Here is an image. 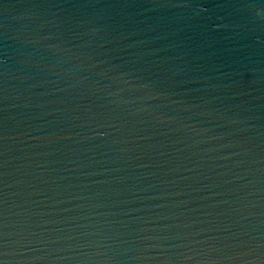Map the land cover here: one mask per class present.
Wrapping results in <instances>:
<instances>
[{
	"label": "water",
	"instance_id": "95a60500",
	"mask_svg": "<svg viewBox=\"0 0 264 264\" xmlns=\"http://www.w3.org/2000/svg\"><path fill=\"white\" fill-rule=\"evenodd\" d=\"M0 264H264V0H0Z\"/></svg>",
	"mask_w": 264,
	"mask_h": 264
}]
</instances>
